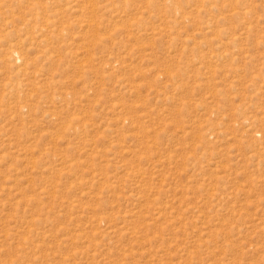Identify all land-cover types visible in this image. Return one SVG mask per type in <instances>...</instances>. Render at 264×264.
<instances>
[{"label":"rangeland","instance_id":"rangeland-1","mask_svg":"<svg viewBox=\"0 0 264 264\" xmlns=\"http://www.w3.org/2000/svg\"><path fill=\"white\" fill-rule=\"evenodd\" d=\"M0 264H264V0H0Z\"/></svg>","mask_w":264,"mask_h":264}]
</instances>
